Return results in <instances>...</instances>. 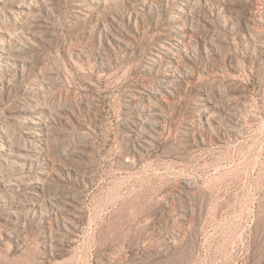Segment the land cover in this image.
<instances>
[{"label":"rangeland","instance_id":"rangeland-1","mask_svg":"<svg viewBox=\"0 0 264 264\" xmlns=\"http://www.w3.org/2000/svg\"><path fill=\"white\" fill-rule=\"evenodd\" d=\"M0 264H264V0H0Z\"/></svg>","mask_w":264,"mask_h":264}]
</instances>
